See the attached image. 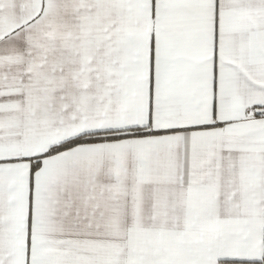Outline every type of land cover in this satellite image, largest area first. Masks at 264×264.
Wrapping results in <instances>:
<instances>
[{"label":"snow or ice","instance_id":"6c2138e0","mask_svg":"<svg viewBox=\"0 0 264 264\" xmlns=\"http://www.w3.org/2000/svg\"><path fill=\"white\" fill-rule=\"evenodd\" d=\"M0 264H264V0H0Z\"/></svg>","mask_w":264,"mask_h":264}]
</instances>
